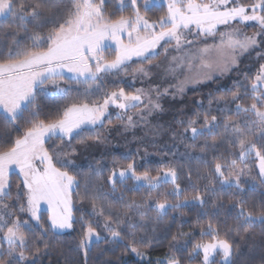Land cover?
I'll use <instances>...</instances> for the list:
<instances>
[{"label":"snow or ice","instance_id":"6c2138e0","mask_svg":"<svg viewBox=\"0 0 264 264\" xmlns=\"http://www.w3.org/2000/svg\"><path fill=\"white\" fill-rule=\"evenodd\" d=\"M104 4L105 0H67L66 3L65 0H21L19 4L17 0H0V17L7 18L10 15L13 22L19 20V27L23 28L25 33H28L25 21L33 25L28 44L21 46L19 41L15 40L8 45L6 52L0 50V109L5 113V118L15 126L22 113L31 106L28 126L11 139L10 146L0 148V200L9 196V175L15 169H18L23 177L22 186L25 190L23 203L15 218L13 212L9 211L8 204H0L2 234L0 256L6 253V258L0 259V264L27 262L24 249L28 238L22 229H30L31 226L29 221L19 219L20 214H29L42 234L73 228L75 217L72 196L78 181L70 169L75 168L76 164L71 159L72 153L60 151L62 144L54 147L51 152L45 147L51 138L58 137L63 142L67 137L70 144L71 139L79 136L85 129H95L103 125V118L110 105L122 110L117 113V119L121 121L129 109L138 108L140 104L145 106L139 108L135 115L141 119H145L142 115L145 111H162L159 100L162 95L169 92L168 88L163 92L159 88H153L151 91L155 92V99L142 88L136 89L135 92H125L120 88L118 91L105 92L102 103L98 100H89V97L100 89L97 81L105 74L126 69L133 57L142 61L148 60L151 64L149 58L156 55L155 50L161 42L171 44L174 41L175 50L180 52L193 43L185 39L187 33L215 39L220 26L230 29L219 32L218 44L205 45L195 52L172 57L171 63L175 67L169 68L171 72L178 68L183 70L185 65L189 73L197 69L195 76L186 75L178 85L171 86L183 92L187 83L199 84L210 81L216 71L221 75L230 73L239 66V57L257 47L258 37L264 36V0H255L251 5L241 4L239 0H143L142 4L140 0H131L132 13L121 14L117 18H113L111 13L105 14ZM161 5H166L167 11L158 21L150 22L147 13L152 7ZM125 6L121 0V12ZM248 22H255L259 30L252 35H246L242 34L239 28L231 27L234 23ZM125 35L127 41L124 39ZM109 41L114 44L115 50V55L111 59L104 55V50L112 47ZM213 50L219 54V58L215 62H210L208 56ZM169 51L168 47L164 48L165 56ZM133 71L148 75L143 64ZM65 73L68 74L67 77ZM65 79L88 84L83 99L68 95L70 89L63 88L60 84V81ZM244 79L248 83L234 82L236 90L231 92L230 97L221 95L216 98L225 103H235V112L240 118H226L224 124L225 134L229 138V148L239 149L238 159H231L228 164L215 163L214 173L222 187H234L240 192L244 191L241 178L246 175L248 168L245 162L251 157L258 161L260 183L264 185V63L260 64L256 74L251 78L245 73ZM47 85L54 86L63 97V103L57 107L56 118L48 121L40 118V105L36 103L37 89L43 91L41 86ZM241 89L244 95L250 93L252 101L250 104L239 103ZM203 120L204 123L199 128L195 126L198 123L197 118L190 119L187 123L184 131H191L193 140L197 136L212 135L213 129L218 125L217 116L205 113ZM126 126H135L133 115H127ZM88 140L99 142L101 135L97 132L93 136L81 138L78 143L86 144ZM75 151L73 148L72 152ZM226 167L234 170L227 176L224 171ZM117 178L121 184L131 180L137 188L146 186L149 194L163 184L171 183L172 188L162 193L163 199L155 203V210L161 216L166 214L169 207L178 209L190 202L187 197L184 200L180 199L178 172L172 166L158 170L157 175L152 176L148 169L138 172L136 161L132 159L118 171L114 168L108 176L113 190ZM205 191L214 192L215 188L206 186ZM170 196H175V203L169 201ZM16 199H21L19 186ZM192 201L205 204V198L199 191L192 197ZM41 202L47 204L48 218L45 222L47 227L41 222ZM146 204L147 202L138 204L132 200L130 207L140 208ZM220 206L221 202L213 203V208ZM92 207L94 210L97 208L95 198ZM229 207L237 210L236 226L229 227L222 233L219 225H214L211 221L206 226L201 225V238L193 242L189 259L202 254L201 264H212L219 255L222 257L220 264H232L234 248L228 238L229 234L235 232L238 235L241 223L245 226V233L256 223L264 224V208L254 212L246 207L242 200H235ZM103 214L101 206L100 215ZM113 223L119 228L124 222L113 221L111 216L105 218L104 228L110 233L113 241H118L122 239L121 231L113 228ZM128 227L134 229L136 225L128 224ZM132 235L133 239L126 246L127 249L137 257L144 258L145 252L136 246L135 233ZM185 235L190 234L183 232L173 234L169 248L179 250L181 246H186L187 241H184L183 245L180 241V237ZM101 238L96 228L86 223L79 248L84 250L86 255L93 240L98 242ZM3 244H7L6 249ZM148 247H151V241L145 245V248ZM44 248L47 249V244ZM41 251L39 247L35 249L36 253ZM156 264H181V260L174 254H168L163 260L158 259Z\"/></svg>","mask_w":264,"mask_h":264},{"label":"trees","instance_id":"16d2710c","mask_svg":"<svg viewBox=\"0 0 264 264\" xmlns=\"http://www.w3.org/2000/svg\"><path fill=\"white\" fill-rule=\"evenodd\" d=\"M119 1L105 0V14L111 13L113 18H117L121 14L130 15L133 11L131 2L125 0L126 6L121 12ZM254 2L255 0H239V3L246 5H251ZM141 11L143 12V8H141ZM166 11V5L152 7L147 13V18L151 22L158 21ZM245 63L244 57L240 61V67ZM230 80H232V77L227 78L226 83H230ZM220 84V80H218L207 83L198 90L188 89L180 100L164 98L163 102L166 110L155 114L150 121L149 126L153 136L148 135L143 139H139L142 130L135 129L133 132H126L125 136L119 139V144L123 147L141 145L158 153L151 156L148 164L137 165L138 172L148 169L150 173L155 175L157 173L156 163L166 164L167 167H175L178 172L177 183L181 187L180 199L184 200L187 197L190 202L178 209L169 207L166 214L162 216L156 210L151 209L149 214L143 215L142 222H145L144 226L136 224L133 229L125 225L124 228L119 230L122 239L113 241L108 237L102 238L98 242L95 241L87 249L86 255L85 251L79 248V241L83 235L85 224L90 223L92 225L93 223L89 222L91 217L87 213L89 204L88 202H80L82 199L87 198L88 195L92 198L99 196L114 217L122 218L128 212L132 200H135L138 204L145 201L152 204V199L156 195L152 193L153 190L149 194V189L146 186L137 188L131 180L121 184L118 178L115 190H113L112 184L107 179L114 169L112 162L103 164L102 171L96 177L93 176L92 168L87 160L91 158V155H96L100 147L98 144H93L92 140H88L86 144H80L78 142L81 137L76 136L71 139L69 144L68 141L62 142L58 137L50 139L47 142V148L50 152L54 147L61 144L63 145L60 148L61 150L76 149L72 158L77 166L70 169L78 181L72 196L75 222L73 228L69 231L60 233L48 231L42 234L39 226L30 219L27 213L20 214V220L29 221L31 226L30 229H22L28 238L24 249L27 257L26 264H156L158 259L163 260L168 254L179 257L181 264H198L200 263L199 255L189 259V251L193 242L201 238V225L206 226L211 221L214 225H219L222 233L229 227L234 228L238 223L237 210L230 208L229 205L235 200H242L245 206L254 212L264 208V185L260 183L259 176L254 170V159L250 162L254 182L241 181L243 192L237 191L234 187H222L219 178L215 176V163L228 164L231 159H238L237 157H229L226 153L228 145H225L224 124L226 118L239 119L240 117L236 115L235 103H225V101L216 99L221 95L229 97L231 95V91L222 90V87H219ZM213 89L217 90L213 91ZM106 90H110V88L106 87ZM210 101L211 103H209ZM206 102L209 104L203 107ZM251 102L250 93L244 95L242 89L239 103L247 105ZM36 103L40 105L41 119L48 121L56 118L57 106L50 103L45 97L37 96ZM179 109H183L187 117L197 118L198 124L196 125L198 128L204 123L203 116L205 113L209 116H217L218 125L213 129V134L197 136L195 140L188 136L184 137L183 134V136H178V130L176 134L171 133L169 135L171 129L176 130L173 116ZM30 110L31 106L22 113L15 126L5 118V114L0 110V148L10 146L11 139H14L28 126L27 122L31 119L29 116ZM214 142L215 147H213ZM202 148L204 149L203 152L201 151ZM93 149L96 151L91 152ZM215 149L219 150L214 155ZM84 155H88L87 158ZM158 158H160V161ZM120 161L124 163L123 166H126L129 162V160ZM224 171L227 176L233 169L226 167ZM189 174L191 179H189ZM9 181V196L7 197L17 200L19 186L21 199L17 201L19 204L23 203L25 193L20 177L13 173ZM209 181H212V183L210 184ZM206 186L209 188L214 187L215 191L206 192ZM171 188V183L164 184V191ZM197 191L205 198L204 205H201L198 201H192V197L197 194ZM168 199L171 203L176 202L175 196H170ZM214 202H221L222 206L213 208ZM40 216L42 223L47 222L48 213L46 211H41ZM81 217H83V220H81ZM136 222L137 220L134 219V223ZM45 226L47 227L46 223ZM244 227L241 223L239 234L232 232L228 237L234 248L232 264H264V224L256 223L247 233L244 232ZM178 232L190 234L180 237L181 245L184 241H187V245L181 246L179 250L170 249L169 241L172 235ZM132 233H135L136 246L146 254L144 258L137 257L126 247L133 239ZM37 241L40 242L37 243ZM149 241H151V247L145 248ZM45 244H47L46 250L44 248ZM37 247L42 250L40 253L35 252ZM2 258H5V255L0 256V259ZM212 264H220V262L214 260Z\"/></svg>","mask_w":264,"mask_h":264},{"label":"rangeland","instance_id":"374dc122","mask_svg":"<svg viewBox=\"0 0 264 264\" xmlns=\"http://www.w3.org/2000/svg\"><path fill=\"white\" fill-rule=\"evenodd\" d=\"M127 1L131 2V0H127ZM20 2L21 0H17V4H19ZM66 2L67 0H65V3ZM124 2L125 0H123V3ZM140 3L142 4L143 0H140ZM119 4H121V0L119 1ZM25 23L27 24V27H28V33H25L24 29L19 27V24H20L19 20L13 22L12 17L10 15L7 18L0 17V50H3L4 52H6L8 45L15 40H18L21 46L26 45L30 42L28 37L31 34V31L33 30V25L27 21H25ZM231 27L239 28L241 30V33L246 34V35H252L253 33L259 30V26L255 22H248L247 24L234 23L231 25ZM228 30L230 29L226 28L225 26H220L216 33L215 39H213L212 37L197 36V35H194L193 33H187L185 36V39L188 41H193V43L191 44V46L183 48L180 52H177L175 50L174 41L171 44H165V42H161V45H159L158 48L155 50L156 55L154 57L149 58L151 61V64H149L148 60L142 61L136 57H133L132 60L129 61V63L127 64L126 69H122L119 72H113L111 74H105L101 80L97 81V83L100 85V89L97 90L93 95H91L89 97V100H98L101 103L103 102L105 92L118 91L120 88H123L125 92H135L136 89L142 88L146 92H149L153 99H155V96H156L155 92L151 91L153 88H159L161 92H163L165 88H168L169 92L166 95H162L160 97L159 102L162 105V111H151V112L145 111L142 113L145 119H141L140 116L135 115L139 108H144L145 106L144 104H140L138 105V108L129 109V111L126 114H124V120L121 121L117 119V113L122 112V110L116 108L114 105H110L108 108L107 114L103 118L104 119L103 125H99L95 129H85L84 132H82L79 135L81 138L93 136L97 132L100 133L101 135V140L99 142L92 141L93 144L99 145L100 150L96 153V155H91L90 156L91 158L89 157L90 159L87 160L89 163V166L92 168L93 176L96 177V175L102 171V169L104 168L103 164H109L110 162H112L114 164L113 167L118 171L119 168L123 167V164H124L120 160L130 161L132 159H135L136 164L138 166H142V165H146L149 163V160L152 155L158 154L156 151H152L150 148H147L141 145H137L135 147H123L122 145L119 144V139L124 137L126 132H133L135 129L142 130V134L139 137V139H143L144 137L148 135H152L151 127L149 126L150 121L152 120L155 114L164 112L166 110V107H164L165 104L163 102L164 98H169V100H180L188 89L198 90L203 85L207 83H213L218 80H220V83H221L219 87H222V90H227L228 92L230 91L232 92L236 90L234 86L235 81H241L243 83H248V81L244 79L245 73H247L248 77L251 78L252 76L256 74L260 64L264 63V36L258 37L257 47H255L254 49L250 50L249 52L239 57V60H238L239 66L234 68L230 73L221 75L218 71H216L213 73L212 80L205 81L204 83H199V84H193L189 82L184 86L183 92H179L177 91L175 87H171V86L178 85L180 81H183L185 79L186 75L195 76L196 71H197V69H193V71L189 73L186 65L183 68V70L178 68L175 72L169 71L170 67H175V65L171 63L172 57L173 56H183L185 53L195 52L197 49L202 48L205 45L218 44L219 43V32L228 31ZM157 31H159V28H157ZM124 39L125 41H127L126 35ZM108 43L112 44V42L110 41ZM165 47H168L170 49V51L167 53V56H165L164 54ZM104 55L108 59H111L114 57L115 55L114 44H112L111 48H106L104 50ZM244 57H245L246 63L243 64L242 67H240L241 65L240 61ZM218 58H219V54L215 50H213L208 56V60L210 62H215L218 60ZM141 64H143V66L146 68L148 72L147 76L143 75L142 73H136L133 71L135 68H137ZM197 64H199V61H197ZM65 75L67 77L68 74L65 73ZM229 77H232V80H230V83H226V80ZM60 84H61V87L70 89V92L68 94L70 97L79 96L81 99L84 98V90L88 87V84L77 83L75 80H72V79L62 80L60 81ZM106 87L110 88V90H106ZM41 88H43V91H41V89H37V96L45 97V99H47L50 103L54 104L57 107L59 104L63 103V97L58 94L57 89L54 86L47 85L46 87L41 86ZM216 90L217 89H213V91H216ZM213 91L212 93H214ZM208 98H211V97H208ZM146 103H147V97H145V104ZM208 104L209 103L206 102V104H203V107ZM0 110L3 112L2 109ZM127 115L134 116L135 126H126ZM173 118H174V124L176 125V130L171 129V131L169 132V135H171V133L176 134L178 132L177 133L178 136L184 135V137L188 136L192 138L191 131H188V132L184 131L185 127L187 126L188 121L192 118H190L189 116L187 117L183 109L177 110ZM109 120H111V123H109ZM195 126L197 127V125ZM53 138H57V137H53ZM64 141H68V138L66 137ZM225 145H228L227 146L228 150L226 152L228 153V156L238 158L239 149L229 148L228 136H226ZM45 147L47 148V143L45 144ZM218 150L219 149L214 150L215 152L214 155L216 154ZM60 151L72 153L71 159H73L72 156L74 152H72V150H61L60 149ZM95 151L96 150L93 149L91 152H95ZM232 152H235L236 154L230 155V153ZM84 156L85 158H87L88 155H84ZM159 159L160 158H158V160ZM252 159L255 160L254 170L256 171L260 179L258 161L254 157H251L245 162V163H248L247 164L248 168L246 169V175H244L241 178V181H247L250 183L254 182V176L250 170V162ZM97 161H99V164H97ZM75 164L77 166L76 162ZM156 164H157V167H156L157 171L163 170L164 168L167 167L166 164H159V163H156ZM13 173L17 174L20 177L21 183H22L23 177L19 174L18 169H15L9 175V179ZM151 175L156 176L157 173L155 175L151 173ZM163 187H164V184L158 190L152 191V193L156 195L152 199V204H150L148 201H145L147 202V204L144 207L136 208L135 206H131V207L129 206L130 208L128 212L124 214L122 218L114 217L109 212V209L107 208L104 201H102L99 196L95 198L96 203H97V208L95 210L92 207L93 198L91 196L88 195L87 198L82 199L80 202H88L89 210L87 213L91 217V221L89 222L93 223L92 226L96 228L99 235L102 238H108V237L110 238V233L104 228L106 217L111 216L113 221L121 220L124 222L119 228H117V225L115 223L112 224V227L117 228L118 231L124 228V226L128 224H135V225L138 224L140 226H144L145 222H142L143 215L149 214V211L151 209L155 210V203L157 202V200L163 199V196L161 195L162 193L165 192ZM23 191L25 193L24 189ZM145 202H142L139 204H145ZM2 203H6L10 206L9 211L13 212L14 214L13 218H15V214L20 208L21 204H19L17 200L15 199L12 200L8 198L7 196L4 197L2 200H0V204ZM101 206L103 207V212H104L103 215H100ZM41 211L47 212V204L44 202H41L40 213ZM28 216L30 217L29 214ZM134 219L137 220L136 223H134ZM33 222L36 223L35 221ZM69 230L71 229H65L63 231H58V233L66 232ZM93 242H95V239L93 240ZM3 247L6 249L7 244H3ZM17 251H19V249H17ZM198 257L200 259V263L198 264H201L202 254L199 255ZM5 258H6V253H5ZM5 258H2V259H5ZM215 260L220 262L222 260V257L217 255Z\"/></svg>","mask_w":264,"mask_h":264}]
</instances>
